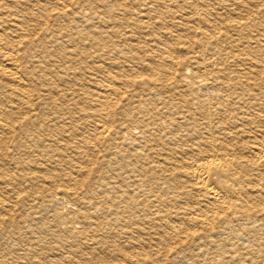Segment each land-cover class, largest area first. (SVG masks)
I'll return each instance as SVG.
<instances>
[{
  "label": "bare ground",
  "instance_id": "6f19581e",
  "mask_svg": "<svg viewBox=\"0 0 264 264\" xmlns=\"http://www.w3.org/2000/svg\"><path fill=\"white\" fill-rule=\"evenodd\" d=\"M52 212L67 264H264V0H0V242Z\"/></svg>",
  "mask_w": 264,
  "mask_h": 264
},
{
  "label": "rangeland",
  "instance_id": "374dc122",
  "mask_svg": "<svg viewBox=\"0 0 264 264\" xmlns=\"http://www.w3.org/2000/svg\"><path fill=\"white\" fill-rule=\"evenodd\" d=\"M53 216H55L53 212L50 214H47L46 215L47 221L44 224L38 225V224L34 223L31 226H29V228L25 227V231L30 230V233L28 232V234H26L24 237L15 238L13 240L14 242H9L6 244L0 242L1 243L0 244V255H2V257H1L2 259L0 258V260H4L5 259L4 255H8V256H6V259L11 261L14 264H33V262H37V261H39V259L42 260L44 257L43 261L47 262L49 264H62V263L67 264L63 260L60 261L65 252L66 253L67 252L73 253V254H71V257L74 258L73 259L74 262L82 261L83 260L82 258H84V257L85 258H88L90 256L92 257V255H91L92 253L89 249H87V245H85L82 242L75 241L73 236H71V233H69L67 231V229L65 228L64 225H62L61 223H58V225L56 227L54 226V224H53V218L54 217ZM237 225L240 226L241 223H237ZM247 227H251V226L247 225ZM197 231L199 232V234L197 232V235L198 236L201 235V239L200 240L198 239V241H196L195 243H190L191 248H196V246L198 244H204V241H205L204 239H205V234H206L204 232L206 231V229L199 227L197 229ZM65 239L67 242L65 241ZM215 240H219V239L213 238V241H215ZM242 243H243L242 241H238V240L233 241V245L235 247L241 248ZM75 247H76V249H75ZM177 248L182 250L181 245H178ZM39 250H41V251H39ZM15 251L16 252L18 251V252L16 253ZM43 251L45 252V254ZM243 252H245V251H243ZM61 253H63V254H61ZM66 253H65V255H66ZM53 255L55 258L53 257ZM45 256L47 258H45ZM179 257L181 258L182 255H179ZM75 259H77V260L75 261ZM164 260L165 259H163V263L161 261L162 264H164V262H165ZM193 263H194L193 260H189L187 262V264H193ZM171 264H182V262L178 261L174 258H171Z\"/></svg>",
  "mask_w": 264,
  "mask_h": 264
}]
</instances>
